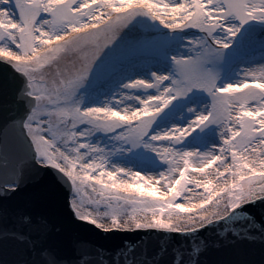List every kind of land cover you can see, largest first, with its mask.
Returning <instances> with one entry per match:
<instances>
[{"label": "snow or ice", "instance_id": "6c2138e0", "mask_svg": "<svg viewBox=\"0 0 264 264\" xmlns=\"http://www.w3.org/2000/svg\"><path fill=\"white\" fill-rule=\"evenodd\" d=\"M257 45L264 0H0V264H264Z\"/></svg>", "mask_w": 264, "mask_h": 264}, {"label": "water", "instance_id": "95a60500", "mask_svg": "<svg viewBox=\"0 0 264 264\" xmlns=\"http://www.w3.org/2000/svg\"><path fill=\"white\" fill-rule=\"evenodd\" d=\"M26 194H29L38 200L41 203H46L45 197L47 193L45 192L42 185L32 186L29 185L25 189ZM76 234L98 242L106 247L112 248L118 245H121L124 241L135 242L137 240L142 239L145 236L149 237L150 246L153 244L158 237L154 234V230H134V231H125V230H113L110 233H105L103 230L97 228L93 224H89L87 222L81 221L79 226L76 228ZM234 256H225L224 259H235ZM249 258L254 261H259L260 252L258 245L253 249V251L249 254Z\"/></svg>", "mask_w": 264, "mask_h": 264}, {"label": "rangeland", "instance_id": "374dc122", "mask_svg": "<svg viewBox=\"0 0 264 264\" xmlns=\"http://www.w3.org/2000/svg\"><path fill=\"white\" fill-rule=\"evenodd\" d=\"M192 31L195 32L196 29H192ZM260 54H261L262 56H264V52H260ZM262 56H261V57H262ZM261 57H260V59H261ZM201 190H202V189H201ZM190 194H191V193H189V195H190ZM180 202H183V201L181 200Z\"/></svg>", "mask_w": 264, "mask_h": 264}, {"label": "bare ground", "instance_id": "6f19581e", "mask_svg": "<svg viewBox=\"0 0 264 264\" xmlns=\"http://www.w3.org/2000/svg\"><path fill=\"white\" fill-rule=\"evenodd\" d=\"M254 62H255V63L253 64V67H254L256 64L263 63L264 61L258 60V61H254Z\"/></svg>", "mask_w": 264, "mask_h": 264}]
</instances>
